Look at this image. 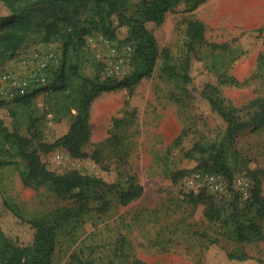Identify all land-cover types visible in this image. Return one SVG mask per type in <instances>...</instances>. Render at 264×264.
Returning a JSON list of instances; mask_svg holds the SVG:
<instances>
[{"label":"rangeland","instance_id":"1","mask_svg":"<svg viewBox=\"0 0 264 264\" xmlns=\"http://www.w3.org/2000/svg\"><path fill=\"white\" fill-rule=\"evenodd\" d=\"M9 13L0 0V19ZM196 18L205 25L208 43L228 47L212 49L195 41L190 50L187 26ZM146 25L159 46L170 49L177 68L190 52L191 79L165 72L160 58L151 75L132 89L102 92L92 101L91 138L83 146L86 157H72L61 146L40 153L47 168L56 172L77 169L107 183L132 177L144 186L142 195L123 205L118 193L106 186L57 193L48 184L25 185L18 166L9 164L1 170L0 225L6 233L30 240L32 230L18 223L8 203L26 219L53 225L54 264H130L133 259L147 264H264V217L256 218L261 234L249 241L232 237L224 221L233 195H238L241 207L247 199L234 186L235 177L249 181L248 198L256 177L264 198V126L249 127L234 137L228 156L234 178L230 183L224 179L222 192L190 188L186 182L190 173L210 163L186 152L197 141L218 142L226 127L203 96V87L217 85L224 103L242 117L248 115L251 101L264 99V75L258 65V55L264 53V0H205L194 10L168 12L160 24ZM100 35L88 34L86 47L101 62V75L129 76L134 45L127 40V28H118L109 43ZM230 76L235 81H229ZM67 95L68 90L41 91L28 105L2 106L0 119L9 128L19 125L23 135L34 136L35 144L52 142L68 131L76 114L68 110ZM202 190L206 198L193 199ZM217 211L221 218H216ZM120 237L125 238L123 249ZM228 253L246 258H230Z\"/></svg>","mask_w":264,"mask_h":264},{"label":"trees","instance_id":"2","mask_svg":"<svg viewBox=\"0 0 264 264\" xmlns=\"http://www.w3.org/2000/svg\"><path fill=\"white\" fill-rule=\"evenodd\" d=\"M9 9V15L0 19V70L9 61L16 59L24 50L38 43L60 44L63 53V64L57 71L53 83L43 91L66 92L70 97L68 110H76L67 132L52 142L34 143V136H25L19 125L11 128L0 119V185L1 170L4 166L15 164L20 170L25 185L48 184L57 193H78L90 186H106L118 193V200L125 205L141 196L144 186L132 177L124 183H107L104 179L77 169L56 172L47 168L41 159V152H50L61 146L76 158L86 157L83 146L91 138L90 106L102 92L121 88L132 89L144 77L150 76L157 61L162 58L163 70L170 74L177 72L184 81L191 79L188 70L191 54L188 52L180 67L171 62L169 48H161L154 34L147 28L149 21L160 24L168 12L191 11L205 0H2ZM130 12V13H128ZM115 21L117 23L115 24ZM126 27L127 40L133 43L131 57L132 73L116 79L102 76L99 62L87 49L86 37L92 31H101L105 36L114 39L117 29ZM262 29V28H261ZM187 35L193 43H206L212 49L225 50V43H208L205 38V25L199 19L188 22ZM258 65L264 75V53L258 55ZM229 81L235 78L228 77ZM35 94L18 97L11 101L0 99V108L15 102V106L28 105ZM203 96L209 101L213 110L226 122L223 136L218 142L197 141L186 152L190 158L198 157L209 160L203 166L204 171L218 173L229 183L234 178L233 168L228 161L229 145L234 142L237 133L251 127L258 129L264 126V99H255L250 103L246 117L236 113L234 107L224 103L215 84L207 83L202 89ZM11 113H16L15 107ZM181 135L176 142L181 140ZM21 165V166H20ZM179 175H182L180 172ZM255 177L252 194L239 205L238 195H233L230 212L224 217L229 225L230 235L238 241H249L261 234V224L256 218L264 217V198ZM205 190L196 197V201L206 198ZM207 195V194H206ZM7 207L17 217L19 224H26L32 230L30 240L24 241L18 235L6 233L0 225V264H54L56 249V230L44 220L26 219L11 204ZM257 205L256 212L248 216L247 211ZM213 217V215H211ZM216 218H221L217 211ZM125 238L120 237L119 247H125ZM230 258L244 260L245 255L228 253ZM125 264V263H121ZM130 264H147L140 259H133Z\"/></svg>","mask_w":264,"mask_h":264},{"label":"built area","instance_id":"3","mask_svg":"<svg viewBox=\"0 0 264 264\" xmlns=\"http://www.w3.org/2000/svg\"><path fill=\"white\" fill-rule=\"evenodd\" d=\"M100 39L109 43L108 37L104 35H100ZM62 64L63 53L60 44L34 46L22 51L10 65L0 70V99L11 101L43 91L53 83L55 74ZM125 77L127 76H114L119 80ZM224 179L225 177L218 173L198 169L187 176L186 182L190 188L205 187L222 192L225 186ZM234 186L244 198H248L250 183L244 176L235 177Z\"/></svg>","mask_w":264,"mask_h":264},{"label":"crops","instance_id":"4","mask_svg":"<svg viewBox=\"0 0 264 264\" xmlns=\"http://www.w3.org/2000/svg\"><path fill=\"white\" fill-rule=\"evenodd\" d=\"M55 43H57V42H55ZM47 44H54V43H38V44H35L34 46H44Z\"/></svg>","mask_w":264,"mask_h":264}]
</instances>
